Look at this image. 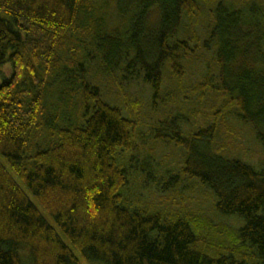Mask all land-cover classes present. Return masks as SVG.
<instances>
[{"label": "trees", "instance_id": "obj_1", "mask_svg": "<svg viewBox=\"0 0 264 264\" xmlns=\"http://www.w3.org/2000/svg\"><path fill=\"white\" fill-rule=\"evenodd\" d=\"M5 65L0 264H264V0H0Z\"/></svg>", "mask_w": 264, "mask_h": 264}, {"label": "rangeland", "instance_id": "obj_2", "mask_svg": "<svg viewBox=\"0 0 264 264\" xmlns=\"http://www.w3.org/2000/svg\"><path fill=\"white\" fill-rule=\"evenodd\" d=\"M115 22H117V21H115ZM1 71H2L1 73H3V75H1V73H0V82L2 81L3 77L9 76V73L11 71V66L5 65ZM236 122L238 123V121L232 120V118L226 120V123H225V120L223 122L220 121V125L222 128H224L227 125H232V126L235 125V126H237V129H238V133H236V134H233L231 131H228L227 134L223 133L224 145L228 146V147H230V145H231L233 148H236L239 145L241 148L238 151V153L245 160H248L249 162H251L255 166L264 162V154H262V152L260 151V149L257 146L252 144L254 142L253 137H251L250 135H248L245 132L247 127L240 126ZM232 128H234V127H230L231 130H232ZM242 136L244 137L243 140H242ZM235 150H231V152H234ZM174 151H176V150L169 148V149H164L161 152H159V156H160L159 159L161 160L160 162H163L165 164V167H164L165 169H170V168H172V166L174 167V164L176 163L175 159H173V157H172L173 155H175ZM171 154H172V156H171ZM0 160H2L1 157H0ZM184 185H185V183H184ZM187 185L192 186V184L190 182ZM154 189H155V186L153 184L151 191ZM182 193H183L184 197H186V199H191V197L194 196L192 193H189V191H187L186 189H184V191ZM155 201L157 203L159 202V200H155ZM200 201H202V200L200 199ZM187 204L190 205L189 202ZM209 205H210V203L203 199V201L199 205L196 204V202H192L190 206L192 208H200V207L208 208ZM45 218H47V221L50 224L54 225L52 219L49 216L45 215ZM232 218L235 219V217H225L222 219L225 220L227 223H229ZM241 225H242V223L240 222V226ZM83 264H87V263L83 262Z\"/></svg>", "mask_w": 264, "mask_h": 264}]
</instances>
